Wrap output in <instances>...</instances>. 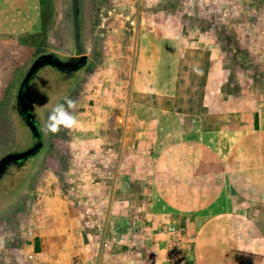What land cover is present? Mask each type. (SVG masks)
I'll use <instances>...</instances> for the list:
<instances>
[{"label": "rangeland", "instance_id": "1", "mask_svg": "<svg viewBox=\"0 0 264 264\" xmlns=\"http://www.w3.org/2000/svg\"><path fill=\"white\" fill-rule=\"evenodd\" d=\"M39 2L48 19L45 37H29L40 29L0 48V157L19 150L25 140L13 105L30 63L50 52L62 59L76 54L71 0ZM79 23L87 65L42 108L43 149L0 206V264H37L30 247L38 244L44 227L38 222L42 202L73 186L67 174L87 169L91 154L114 166L124 136L133 138L144 121L157 120L163 133L161 123L171 120L181 122L184 130L194 123L227 130L246 129L258 113L264 116V0H80ZM34 81L43 86L44 69ZM65 98L74 102L69 111L77 123L51 133L44 123ZM247 211L251 223L235 226L168 219L185 228L183 259L189 264H245L244 257L229 254L231 245V252L239 253V244L253 250L248 262L264 264V206L249 204ZM164 221L154 225L152 236L128 239L119 248L109 244L110 256L101 264H173ZM239 227L246 228L251 241H215L221 230L236 233ZM217 243L226 257L217 256ZM118 252L124 254L122 263L114 256Z\"/></svg>", "mask_w": 264, "mask_h": 264}, {"label": "crops", "instance_id": "2", "mask_svg": "<svg viewBox=\"0 0 264 264\" xmlns=\"http://www.w3.org/2000/svg\"><path fill=\"white\" fill-rule=\"evenodd\" d=\"M40 15L39 0H0V48L16 37L38 33ZM142 124L133 138L124 136L114 166L91 154L87 169L67 174L73 186L42 202L38 251L30 247L37 264H74V259L101 264L110 256L109 244L119 248L128 239L152 236L154 225L164 219L165 232L176 218L235 226L251 223L249 204L264 206V116L258 113L246 129L209 130L194 123L184 130L181 122L171 120L161 123L165 131L159 133L157 120ZM131 225L140 230L131 231ZM178 227L184 230V242L185 228ZM240 230L227 234L223 229L214 239L221 244L227 239L251 241L246 228ZM217 248L221 250L219 243ZM236 248L239 253H232L230 246L231 258L234 254L254 264L248 262L253 258L250 246ZM260 249L263 255L264 242ZM123 255L114 253L119 263ZM226 255L225 249L217 252L220 258Z\"/></svg>", "mask_w": 264, "mask_h": 264}, {"label": "water", "instance_id": "3", "mask_svg": "<svg viewBox=\"0 0 264 264\" xmlns=\"http://www.w3.org/2000/svg\"><path fill=\"white\" fill-rule=\"evenodd\" d=\"M71 14L73 22L74 48L77 55L67 58H60L55 53H45L36 57L24 72L15 95V103L19 114L29 129L32 144L25 150L12 151L0 157V179L11 166H20L28 160L39 156L43 149V130L40 117L35 113L29 86L37 74L44 67H51L54 70L77 76L87 65V54L81 44V30L79 23L80 0H71Z\"/></svg>", "mask_w": 264, "mask_h": 264}, {"label": "flooded vegetation", "instance_id": "4", "mask_svg": "<svg viewBox=\"0 0 264 264\" xmlns=\"http://www.w3.org/2000/svg\"><path fill=\"white\" fill-rule=\"evenodd\" d=\"M75 55H77V53ZM42 69H44L45 71V83H43V86L40 87L37 84L35 85L34 80L38 72H40ZM42 69H40L37 72V74L34 76L29 86V92H30L31 99L33 102L34 111L39 117H40L42 108L48 103L49 98L65 90L70 85L72 80L74 79L73 76L60 73L51 67H44ZM13 109H14V113L16 115L17 121L20 123V125L22 126L24 130V135H25L24 143L22 141L19 142L20 148L19 150H17V151H22L31 146L32 139H31L28 127L26 126L25 122L22 120L21 115L19 114L18 107L15 103V99H14ZM34 159L28 160L27 162L23 163L22 165L18 167L11 166L7 169L5 174L0 179V206L2 205V202L7 201L8 196L14 191L15 187L17 186V183H15L16 178H18L19 175L24 174L28 165Z\"/></svg>", "mask_w": 264, "mask_h": 264}, {"label": "clouds", "instance_id": "5", "mask_svg": "<svg viewBox=\"0 0 264 264\" xmlns=\"http://www.w3.org/2000/svg\"><path fill=\"white\" fill-rule=\"evenodd\" d=\"M73 107L74 102L68 98H65L64 103L56 104L48 114L44 128L51 133H56L61 127H73L77 123L75 116L69 111Z\"/></svg>", "mask_w": 264, "mask_h": 264}, {"label": "built area", "instance_id": "6", "mask_svg": "<svg viewBox=\"0 0 264 264\" xmlns=\"http://www.w3.org/2000/svg\"><path fill=\"white\" fill-rule=\"evenodd\" d=\"M183 231V228H180L174 224H169L168 227H166V233L171 238V240H169V255L173 264H189L183 259L180 250L183 243Z\"/></svg>", "mask_w": 264, "mask_h": 264}, {"label": "trees", "instance_id": "7", "mask_svg": "<svg viewBox=\"0 0 264 264\" xmlns=\"http://www.w3.org/2000/svg\"><path fill=\"white\" fill-rule=\"evenodd\" d=\"M47 23H48L47 16L44 15L43 12H41V15H40V24H41V28L40 29H41V32L38 33V34L31 35L29 37L32 38V39L45 37V30H46ZM206 73L207 72H204V77H203V80H202V84L203 85L205 84V81H206ZM203 109H205V108H203ZM34 250L38 251L37 245L35 246Z\"/></svg>", "mask_w": 264, "mask_h": 264}]
</instances>
